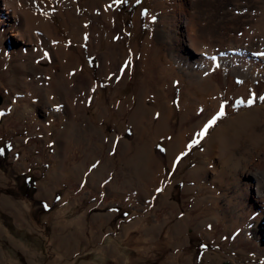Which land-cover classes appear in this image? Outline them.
Listing matches in <instances>:
<instances>
[{
	"label": "rangeland",
	"instance_id": "obj_1",
	"mask_svg": "<svg viewBox=\"0 0 264 264\" xmlns=\"http://www.w3.org/2000/svg\"><path fill=\"white\" fill-rule=\"evenodd\" d=\"M115 1L110 23L100 14L89 17L92 0H75L61 9L65 19L68 13L87 16L89 29L96 32L80 52L52 7V34L70 44L85 70L66 82L55 75L54 88L34 82L36 75L44 81L53 63L39 61L34 68L29 51L15 49V39L0 40V144L11 150L0 157V264H264V217L261 227L254 224L257 212L252 213V199L241 188V172L253 169L256 161L249 159L264 145L263 69L246 76L244 69L236 73L220 67L207 76L229 110L194 142L192 132L211 119L216 106L210 100L197 105L204 92L185 93L186 86L172 82L179 73L159 63L174 53L172 35L184 34V19L166 36L156 25L168 14L150 18L156 0H137L139 11L130 17L118 8L135 0ZM211 7L222 16L230 4L210 0L195 8L207 17L201 21L206 38L228 44L229 37L240 35L244 44V24L214 21ZM223 33L225 42L216 38ZM146 38L151 44L144 51ZM5 48L15 53L4 57ZM124 58L129 60L126 75ZM160 69L170 76L160 79ZM181 73L192 75L187 69ZM243 73L246 77L239 76ZM247 99L253 103L245 107ZM63 102L71 110L48 120ZM252 112L257 116L251 123H239ZM183 139L186 148L180 147ZM28 172L38 180L31 199L19 191ZM259 179L264 184V173ZM118 208L120 215H130L120 220Z\"/></svg>",
	"mask_w": 264,
	"mask_h": 264
},
{
	"label": "bare ground",
	"instance_id": "obj_2",
	"mask_svg": "<svg viewBox=\"0 0 264 264\" xmlns=\"http://www.w3.org/2000/svg\"><path fill=\"white\" fill-rule=\"evenodd\" d=\"M74 2L75 0H0V40L8 38L9 36L13 40L15 39L18 42V45L14 43V46L16 45L15 49L19 48L20 50L19 53H24L26 50H28L29 54L31 55L29 56L30 59L31 60L33 59L34 68L38 66L39 61L45 63H53L52 65L54 66L52 68L49 69L45 67L46 68L44 72L45 74L43 75V78H45L44 81L40 80L38 75L36 76L34 75L35 77H37V79L34 78L35 80L34 82L43 83L47 88H54L57 85L56 78H54L55 75L59 78L60 82L61 81L66 82L69 81L72 76H73L72 78H79L83 76L85 71L83 62L82 60H80L81 59L80 56L78 55L73 56V54L69 50L70 44L67 43L65 39L56 38L52 34V31L50 29L51 26L49 25L50 22H52L53 20V14L56 13L52 9V7L56 5L57 12L60 13L61 15L62 23H63L62 27H64L63 29L65 30L67 37L78 48L80 52L81 45L84 42V40L90 34L95 35L96 32L95 30L89 29L90 19L88 20L86 18L87 16H85L84 18L73 17L70 13H68L67 14L68 19H65L63 17L62 15L63 11H61V9H63L65 4L67 7L68 5L72 7ZM209 2L210 0H196L195 3L187 0H165V2L161 0H156L154 7L155 9L153 11L155 12V14L150 15V18L151 17L154 18L159 12H161L162 15L163 12L168 14L167 19L163 16V20L162 21L158 20L156 25L157 27L160 28V33L166 34V36L170 35L171 32L170 30L172 26L178 27L179 23H181V19H184L185 21V26H183L184 34L181 31H179L172 35L174 39L173 45H175V47L173 49L174 53L170 55L171 59L164 58L161 59L159 63L161 64L160 66L162 67V69L169 68L172 71H176L179 73L178 78L175 79L173 78L172 82H176L179 85L186 86L185 93L187 92L189 94L190 93L200 94L198 90L204 92V93L201 92L203 94L197 96L198 99L197 105L201 104L203 100H207V101L210 100L209 102L216 106L215 110L210 114V117H208L212 119L213 116L222 117L219 116L221 107L224 112L223 116H225L228 113L227 111L229 109H227L225 105L220 104L221 101H219V99L221 94L220 92H218V89H216V87L215 89L210 88L212 85L210 84L211 82H208L209 79L207 76L211 72H214L220 67L233 68L234 72L236 73L242 72V70L244 69V71L246 72L245 73L246 76H255L254 73L255 69H263L262 71L264 72V0H227V3L230 4V8L225 9L224 11L222 10L223 11V13L221 12L222 16L221 15L217 16V14L215 15L214 12L216 13V9L211 7L210 15L214 21L216 20L218 23L219 22L221 23L222 21H227L228 23L230 22L234 23L235 21L237 23L239 22V25L244 24L243 26L244 30L242 33L243 38H245L244 44H241V39H238L240 35H238L237 37L233 36L234 38L229 37L228 44H221L219 42L220 45L217 43L213 44L211 40H208V38H206L203 31L204 28L202 27L204 24L202 25L201 21L204 22L207 21V19H205L207 17L204 14V12H198L195 10V8L198 5H203L205 7V5ZM89 4H90L88 11L90 12L89 17L100 14V17L102 16L105 23H110L113 21L112 13L114 8L117 6V2L115 0H108V2L106 3H103V0H92V2ZM97 5H100V9L96 8ZM188 8L192 13H189ZM253 12L256 13L257 17L252 15ZM208 24L205 23V25ZM245 25L250 26L249 30H245ZM215 32L216 31H214L213 33ZM178 34L179 37H176V35ZM216 38L220 39L221 42H225L224 33L221 34L220 36H216ZM157 39L162 41L163 40L162 35H158ZM149 41L150 38L145 39L142 46V49L144 51L146 50V48L149 49V45L151 44L149 43ZM164 47H166V45ZM13 48L11 49V51L8 52H7L8 49L5 48L3 52V56L7 58L11 57V55L15 53V49L13 50ZM1 57L2 56L0 54V58ZM105 61H106L105 63H108L109 59H106ZM121 61H122L121 64L122 63L127 64L121 66L122 73L126 75L127 70L129 69V65H128L129 60L127 58H124ZM183 69H187L192 75H187L184 77L183 73H181ZM105 71H106V75L110 77L109 76L110 73L108 72V70L104 69V72ZM158 73H161L160 79H164V78H168L171 72L168 73L162 72L160 69L158 70ZM195 76H198L200 79V82L198 84L189 81L191 77H195ZM239 76L246 77L244 76V73L240 74ZM151 78L152 75L149 74L147 78V82H149ZM23 81L29 82L28 80L25 79ZM155 84L157 85V83ZM182 95L184 97L183 93ZM150 96L151 95H149V97ZM262 98H264V95H262ZM187 99H190L189 101L191 104L194 103L193 101L195 99L193 100L192 96L189 95ZM187 99L185 98V100ZM185 100L183 99V101ZM252 103L253 100H248L247 103L244 102V106L248 107L252 105ZM67 104L69 103L63 102L62 104L59 103L56 106H54L53 107L54 109H52V111L48 113L47 119L49 120L53 113H60L65 110H71L67 106ZM235 109L236 108L233 107L232 111L235 112ZM252 109L250 110L255 111L258 108L254 110ZM169 111H168L169 113L168 117H170ZM253 115H256V113L252 112L250 113V115L247 114L244 120H241V122L239 123H243V124L251 123V119ZM240 117L243 118L244 116L241 115ZM207 123L205 122V124L199 125L198 129L192 132L191 135H193L194 142L198 138H200L197 136V133L201 132ZM152 125L154 126L153 123ZM217 138L219 139V137ZM235 141L237 140H234V142ZM234 144H236V142ZM181 146H183L184 148L187 147V144L184 141V139L180 147ZM182 151H178V152H182ZM250 158L251 159L249 160L251 162L256 161L255 162L256 164L253 165V169L245 167L244 170L241 172V176H243L241 188H243L245 195L248 198L252 199V201L250 200L251 201L250 208L253 209L252 213L257 212L254 214L255 217L254 224L258 226L260 225L261 227L260 224L261 219L264 217V184L259 179V175L260 172L264 173V145L260 150L256 152V155L253 154V156ZM248 191H251L250 194ZM262 227H263L262 231H264V225H262ZM256 231L258 233V236L260 237L261 234L259 228H256Z\"/></svg>",
	"mask_w": 264,
	"mask_h": 264
},
{
	"label": "trees",
	"instance_id": "obj_3",
	"mask_svg": "<svg viewBox=\"0 0 264 264\" xmlns=\"http://www.w3.org/2000/svg\"><path fill=\"white\" fill-rule=\"evenodd\" d=\"M0 149L3 150V153L0 155H5V157L7 156V153L10 152L9 147L5 145L1 146ZM22 181L23 182L19 185L20 195L23 196L25 199L33 198L34 197L33 195L35 194V188H36L35 184L38 181L37 178L32 173L30 174L28 172L27 174L24 175ZM46 210H49V209H44L42 211L44 212ZM119 212L117 215H120ZM120 216L121 218L124 217L122 214Z\"/></svg>",
	"mask_w": 264,
	"mask_h": 264
},
{
	"label": "snow or ice",
	"instance_id": "obj_4",
	"mask_svg": "<svg viewBox=\"0 0 264 264\" xmlns=\"http://www.w3.org/2000/svg\"><path fill=\"white\" fill-rule=\"evenodd\" d=\"M223 114H224V112H223V109L221 107V111L219 112V116H223ZM2 115H3V113H0V116H2ZM218 118H219L218 116H213V118L211 120H209V122L204 126L203 130L201 132L197 133V136L198 137L204 136L206 134L208 128L212 127ZM2 153H3V150L0 149V154H2ZM157 191L158 192L162 191V189H157Z\"/></svg>",
	"mask_w": 264,
	"mask_h": 264
}]
</instances>
